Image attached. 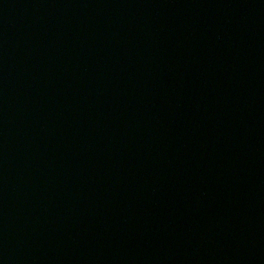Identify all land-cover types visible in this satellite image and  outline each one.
Instances as JSON below:
<instances>
[{"label": "water", "instance_id": "95a60500", "mask_svg": "<svg viewBox=\"0 0 264 264\" xmlns=\"http://www.w3.org/2000/svg\"><path fill=\"white\" fill-rule=\"evenodd\" d=\"M0 264H264V0H0Z\"/></svg>", "mask_w": 264, "mask_h": 264}]
</instances>
